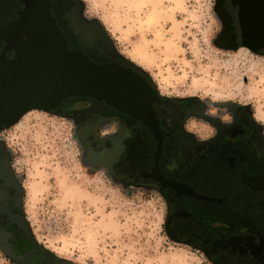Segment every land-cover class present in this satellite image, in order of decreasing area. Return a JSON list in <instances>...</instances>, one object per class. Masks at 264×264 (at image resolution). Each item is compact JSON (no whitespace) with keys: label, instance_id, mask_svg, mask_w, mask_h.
Masks as SVG:
<instances>
[{"label":"rangeland","instance_id":"rangeland-1","mask_svg":"<svg viewBox=\"0 0 264 264\" xmlns=\"http://www.w3.org/2000/svg\"><path fill=\"white\" fill-rule=\"evenodd\" d=\"M77 1L111 57L138 68L161 95L212 111L246 106L264 129V53L221 45L217 0ZM75 127L73 116L31 110L0 130L34 241L61 264H214L169 237L160 193L90 166ZM0 264H16L1 244Z\"/></svg>","mask_w":264,"mask_h":264},{"label":"flooded vegetation","instance_id":"flooded-vegetation-1","mask_svg":"<svg viewBox=\"0 0 264 264\" xmlns=\"http://www.w3.org/2000/svg\"><path fill=\"white\" fill-rule=\"evenodd\" d=\"M0 7L1 27L16 18L23 4L0 0ZM79 10L77 0H51V15L68 49L96 63L116 61L156 89L140 70L111 57L99 29H87ZM217 10L221 45L241 46L239 6L217 0ZM3 45L0 40V53ZM157 96L153 122L142 123L83 97L66 98L49 113L75 118L90 166L163 196L169 237L201 250L214 264H264V210L259 206L264 189L253 187V180L264 175V129L246 106L219 105L212 111L198 99L170 98L158 91ZM190 121L198 127H189ZM22 192L0 139V244L16 264H61L32 238ZM17 216L23 217L27 232Z\"/></svg>","mask_w":264,"mask_h":264},{"label":"water","instance_id":"water-1","mask_svg":"<svg viewBox=\"0 0 264 264\" xmlns=\"http://www.w3.org/2000/svg\"><path fill=\"white\" fill-rule=\"evenodd\" d=\"M20 2L16 18L0 27V128L31 110H54L69 97L102 101L142 123L153 122L157 90L141 75L116 61L96 63L68 49L51 15V0ZM233 2L239 6L241 47L256 53L264 48V0ZM253 187L264 189V175L253 180ZM259 206L264 210V200ZM16 219L27 232L23 217Z\"/></svg>","mask_w":264,"mask_h":264},{"label":"trees","instance_id":"trees-1","mask_svg":"<svg viewBox=\"0 0 264 264\" xmlns=\"http://www.w3.org/2000/svg\"><path fill=\"white\" fill-rule=\"evenodd\" d=\"M138 70V68H136Z\"/></svg>","mask_w":264,"mask_h":264}]
</instances>
